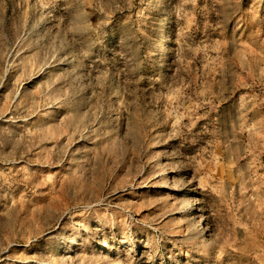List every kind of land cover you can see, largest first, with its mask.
I'll return each mask as SVG.
<instances>
[{
  "label": "rangeland",
  "instance_id": "1",
  "mask_svg": "<svg viewBox=\"0 0 264 264\" xmlns=\"http://www.w3.org/2000/svg\"><path fill=\"white\" fill-rule=\"evenodd\" d=\"M0 264H264V0H0Z\"/></svg>",
  "mask_w": 264,
  "mask_h": 264
},
{
  "label": "bare ground",
  "instance_id": "2",
  "mask_svg": "<svg viewBox=\"0 0 264 264\" xmlns=\"http://www.w3.org/2000/svg\"><path fill=\"white\" fill-rule=\"evenodd\" d=\"M197 229H199V230H200V229H201V227H200V228H197Z\"/></svg>",
  "mask_w": 264,
  "mask_h": 264
}]
</instances>
